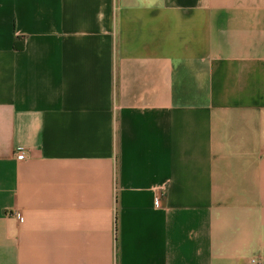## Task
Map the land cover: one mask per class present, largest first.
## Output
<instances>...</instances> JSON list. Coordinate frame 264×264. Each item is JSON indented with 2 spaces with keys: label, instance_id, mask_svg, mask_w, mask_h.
Masks as SVG:
<instances>
[{
  "label": "crops",
  "instance_id": "obj_1",
  "mask_svg": "<svg viewBox=\"0 0 264 264\" xmlns=\"http://www.w3.org/2000/svg\"><path fill=\"white\" fill-rule=\"evenodd\" d=\"M0 264H264V0H0Z\"/></svg>",
  "mask_w": 264,
  "mask_h": 264
},
{
  "label": "built area",
  "instance_id": "obj_2",
  "mask_svg": "<svg viewBox=\"0 0 264 264\" xmlns=\"http://www.w3.org/2000/svg\"><path fill=\"white\" fill-rule=\"evenodd\" d=\"M16 155H17V160L19 161H25V159L27 158V153L23 149H18V151L16 152ZM156 203L158 205L160 204V194L159 193L156 195ZM19 220L21 223L23 222L22 218H20Z\"/></svg>",
  "mask_w": 264,
  "mask_h": 264
}]
</instances>
